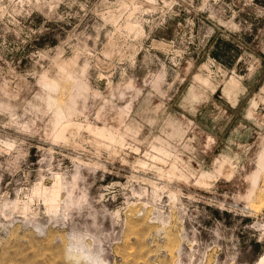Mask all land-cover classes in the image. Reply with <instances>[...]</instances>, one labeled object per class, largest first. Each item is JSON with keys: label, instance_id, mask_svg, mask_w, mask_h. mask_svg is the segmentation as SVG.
Here are the masks:
<instances>
[{"label": "rangeland", "instance_id": "obj_1", "mask_svg": "<svg viewBox=\"0 0 264 264\" xmlns=\"http://www.w3.org/2000/svg\"><path fill=\"white\" fill-rule=\"evenodd\" d=\"M261 260L264 0H0V264Z\"/></svg>", "mask_w": 264, "mask_h": 264}, {"label": "bare ground", "instance_id": "obj_2", "mask_svg": "<svg viewBox=\"0 0 264 264\" xmlns=\"http://www.w3.org/2000/svg\"><path fill=\"white\" fill-rule=\"evenodd\" d=\"M46 86L48 88H54L55 86L52 83H46ZM59 186V185H58ZM42 195L48 202V205L50 204L51 207L54 205L55 199L57 198L58 195V190L57 188H53L50 191L43 190ZM57 200V199H56ZM49 207V206H48ZM263 260V259H262ZM262 260L258 264H262Z\"/></svg>", "mask_w": 264, "mask_h": 264}]
</instances>
